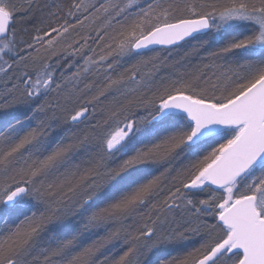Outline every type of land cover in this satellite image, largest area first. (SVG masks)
<instances>
[{"label":"snow or ice","instance_id":"snow-or-ice-1","mask_svg":"<svg viewBox=\"0 0 264 264\" xmlns=\"http://www.w3.org/2000/svg\"><path fill=\"white\" fill-rule=\"evenodd\" d=\"M0 264H264V0H0Z\"/></svg>","mask_w":264,"mask_h":264},{"label":"trees","instance_id":"trees-1","mask_svg":"<svg viewBox=\"0 0 264 264\" xmlns=\"http://www.w3.org/2000/svg\"><path fill=\"white\" fill-rule=\"evenodd\" d=\"M192 43H195V41H193ZM190 46H191V45H186L185 47H190ZM173 54L176 55L175 52H174ZM147 55H148V56H151V55H153V53L148 52ZM161 55H162V56H166L167 53H166V52H162ZM131 62H132L131 60L126 61L125 66H127V64H128V63H131ZM109 250H111V246H109ZM117 251H118V249H117ZM107 254H108V253L105 252V255H107ZM113 254L115 255L116 253H113Z\"/></svg>","mask_w":264,"mask_h":264}]
</instances>
